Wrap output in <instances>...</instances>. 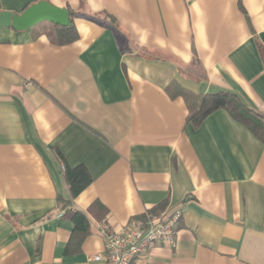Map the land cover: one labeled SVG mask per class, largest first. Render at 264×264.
Returning <instances> with one entry per match:
<instances>
[{
  "label": "crops",
  "instance_id": "crops-1",
  "mask_svg": "<svg viewBox=\"0 0 264 264\" xmlns=\"http://www.w3.org/2000/svg\"><path fill=\"white\" fill-rule=\"evenodd\" d=\"M47 2L77 13L75 41L0 28V264H102L100 224L161 202L181 207L175 243L133 264H264V145L223 110L194 128L165 91L228 92L264 113V0ZM54 149L92 179L70 207L85 233L56 216L68 191Z\"/></svg>",
  "mask_w": 264,
  "mask_h": 264
},
{
  "label": "trees",
  "instance_id": "trees-1",
  "mask_svg": "<svg viewBox=\"0 0 264 264\" xmlns=\"http://www.w3.org/2000/svg\"><path fill=\"white\" fill-rule=\"evenodd\" d=\"M38 1L47 0H36L34 3ZM79 2L83 5L85 0H79ZM240 10L246 15L241 5ZM67 12V26H57L48 22H42L37 24L33 29L38 30L39 33L46 34L52 42L58 45L73 42L78 37L73 24L74 16L77 13L69 9H67ZM104 19H107L112 25L115 24L114 19L107 14H104ZM256 46L264 64V48L259 42H256ZM165 91L172 99L181 97L184 100L187 110L186 122H190L194 128L198 127L208 115L217 110H223L232 121L243 125L264 145V113L245 107L236 95L228 92L195 94L184 89L176 82L170 83ZM54 156L57 160L60 177L68 191V200H64L58 196L56 199L57 205L63 211V214L68 215L73 221L75 231L85 233L88 228L86 214L77 210L71 211L70 207L73 200L90 186L92 179L85 167H71L59 150L54 149ZM165 206L166 202H161L148 212L151 215H158L165 209ZM96 208H99L98 203H94L92 206V209Z\"/></svg>",
  "mask_w": 264,
  "mask_h": 264
},
{
  "label": "built area",
  "instance_id": "built-area-1",
  "mask_svg": "<svg viewBox=\"0 0 264 264\" xmlns=\"http://www.w3.org/2000/svg\"><path fill=\"white\" fill-rule=\"evenodd\" d=\"M181 214L180 206L165 209L158 215L146 212L119 230L102 222L103 253L95 255L93 260L102 264H133L152 244L173 246ZM62 215L63 211L56 212L57 217Z\"/></svg>",
  "mask_w": 264,
  "mask_h": 264
},
{
  "label": "water",
  "instance_id": "water-1",
  "mask_svg": "<svg viewBox=\"0 0 264 264\" xmlns=\"http://www.w3.org/2000/svg\"><path fill=\"white\" fill-rule=\"evenodd\" d=\"M42 22L67 26V9L53 6L47 1H38L18 13L0 11V28L26 31Z\"/></svg>",
  "mask_w": 264,
  "mask_h": 264
}]
</instances>
